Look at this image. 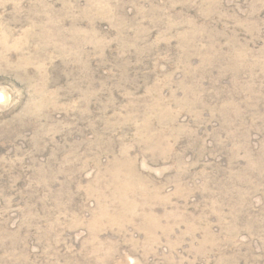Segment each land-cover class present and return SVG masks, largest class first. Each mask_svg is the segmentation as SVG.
Listing matches in <instances>:
<instances>
[{
  "label": "rangeland",
  "instance_id": "obj_1",
  "mask_svg": "<svg viewBox=\"0 0 264 264\" xmlns=\"http://www.w3.org/2000/svg\"><path fill=\"white\" fill-rule=\"evenodd\" d=\"M0 264H264V0H0Z\"/></svg>",
  "mask_w": 264,
  "mask_h": 264
}]
</instances>
